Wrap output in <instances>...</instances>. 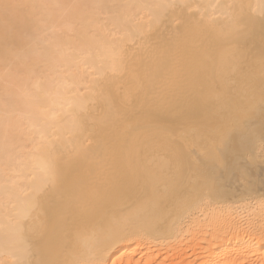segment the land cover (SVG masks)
<instances>
[{"label": "bare ground", "instance_id": "obj_1", "mask_svg": "<svg viewBox=\"0 0 264 264\" xmlns=\"http://www.w3.org/2000/svg\"><path fill=\"white\" fill-rule=\"evenodd\" d=\"M0 264H264V0H0Z\"/></svg>", "mask_w": 264, "mask_h": 264}]
</instances>
